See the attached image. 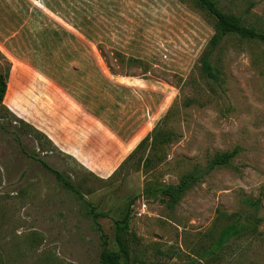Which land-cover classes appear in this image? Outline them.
Returning <instances> with one entry per match:
<instances>
[{"label":"rangeland","instance_id":"374dc122","mask_svg":"<svg viewBox=\"0 0 264 264\" xmlns=\"http://www.w3.org/2000/svg\"><path fill=\"white\" fill-rule=\"evenodd\" d=\"M215 1L264 31V0ZM48 2L55 13L41 0H0V72L7 64L9 71L7 51L46 61L122 129L149 106V131L171 108L176 137L153 171L162 183L177 182L180 172L216 154L235 153L169 206L142 193L148 173L129 165L97 177L30 128L24 126L35 140L14 133L20 123L0 108V264H95L100 232L114 248L113 222L125 212L133 264H264V43L224 38L212 81L198 66L212 19L192 0ZM40 19L70 32L72 43L42 34ZM65 21L101 40L103 56ZM115 77L124 85L114 86ZM132 79L139 80L130 85L134 92ZM36 158L75 184L80 197ZM87 204L103 212L96 223ZM229 223L238 233L209 253Z\"/></svg>","mask_w":264,"mask_h":264},{"label":"crops","instance_id":"0c3cea01","mask_svg":"<svg viewBox=\"0 0 264 264\" xmlns=\"http://www.w3.org/2000/svg\"><path fill=\"white\" fill-rule=\"evenodd\" d=\"M54 25L49 27L72 43V34ZM7 52L11 64L1 100L4 107L43 133L57 151L97 177L108 176L153 124L155 114L148 106L124 129L119 128L104 109L91 105L55 67ZM127 83L136 85L139 80ZM112 84L124 85L118 77ZM134 87L129 90L134 92Z\"/></svg>","mask_w":264,"mask_h":264},{"label":"trees","instance_id":"16d2710c","mask_svg":"<svg viewBox=\"0 0 264 264\" xmlns=\"http://www.w3.org/2000/svg\"><path fill=\"white\" fill-rule=\"evenodd\" d=\"M43 6L50 12L55 13L54 8L50 5L48 0H41ZM193 4L199 9L205 11L211 16L212 19V33L208 37L204 47L201 49L198 55L199 71L203 78L211 79L212 81L218 80V52L221 49V42L224 38L229 36H236L239 39L246 40H258L264 43V31L258 30L251 25L244 24L239 16L223 11L215 0H192ZM72 28L76 29L87 40L92 42L97 51L103 56L102 41L96 38H92L86 30H84L79 24H75L70 21H65ZM38 25L41 29V33L51 35L53 38L62 41L64 38L54 29L44 25L43 22L38 21ZM68 42V41H67ZM114 55L118 59H122L123 56L120 52L113 50ZM48 65L46 61H42ZM8 72V64L3 72H0V108H4L2 104V96L5 90V81ZM191 103L190 99H185L183 105L187 106ZM7 110V109H6ZM172 114V109L168 108L163 115L156 121L154 126L147 131L135 144V146L127 153V155L119 162L116 168L107 176L110 178L117 172V170L133 166L135 170H139L142 173L149 174L143 180V187L141 189L144 195L159 197L161 201H164L169 206L174 205L181 196L191 186H193L204 173L214 168L215 166L227 164L230 158L234 155L235 150L224 151L220 154L214 155L213 158L207 160L206 164L200 167L198 164H192L189 168L179 173L177 182L174 183H162L155 177L153 171L163 162H165V146L168 145L175 137L171 127L168 125L169 118ZM12 115V114H11ZM13 119L20 123L19 127H13L14 133L23 134L35 140V135H40L46 139L48 143L50 141L46 136L33 128L30 124L16 118L12 115ZM31 129L34 132V136L25 127ZM39 150H43V147L38 146ZM41 166L51 173L62 187L71 190L74 194L80 197V193L77 186L70 182L59 171L49 167L43 160L36 158ZM88 206V214L93 222L96 223L97 217L103 215V212L94 211V207L90 204ZM236 223V222H235ZM235 223H229L225 225L219 234L217 235L213 245L209 248V253L215 252L227 238L234 236L238 233V227ZM112 241L114 248L108 246V237L102 231L100 232V249L98 252L97 260L95 264H133L130 257V247L128 238L127 227V213L125 212L120 219L114 220ZM161 264V263H154Z\"/></svg>","mask_w":264,"mask_h":264}]
</instances>
